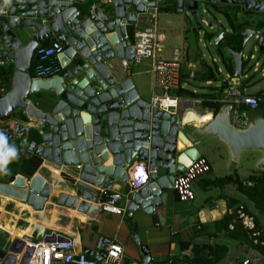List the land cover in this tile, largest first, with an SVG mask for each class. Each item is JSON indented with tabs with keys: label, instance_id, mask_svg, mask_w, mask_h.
<instances>
[{
	"label": "water",
	"instance_id": "obj_1",
	"mask_svg": "<svg viewBox=\"0 0 264 264\" xmlns=\"http://www.w3.org/2000/svg\"><path fill=\"white\" fill-rule=\"evenodd\" d=\"M7 1L11 17L0 22V60L10 66L11 79L9 91L0 97V134L6 141L20 139L22 146L27 144V151L67 171L63 174L65 182L53 185L45 184L46 179L37 172L28 183L22 177H14L12 181L0 182V194L25 202L38 212L57 189V205L90 216L101 212L96 205L101 190H110L115 182L125 181L131 164L142 161L151 171L150 182L129 196L127 219L136 211L151 215L161 205V193L170 188L174 172L200 156L192 136L182 131L186 126L219 139L233 162L242 151H262L257 172L264 170V112L238 128L229 119L230 107L224 105L199 125L194 119L186 120L195 113L178 119L152 109L138 96L129 78H119L118 72L110 71L118 67V60L131 58L130 40L124 39L128 26H134L155 0H100V5L90 3L95 0ZM86 3L84 12L77 7ZM199 4L232 5L264 13V1L175 0L178 13L187 8L195 14ZM21 25L34 30L25 46L11 31ZM228 35L226 30L217 33L212 47L217 48ZM240 37L242 47L255 37L258 50L264 51V34L260 30L247 28ZM53 40H62L66 45L57 57L61 72L50 79H33L30 68L35 47ZM241 50H226L232 56V74L237 78H242ZM200 64L211 69L204 60ZM42 92L59 96L51 112H44L29 98ZM16 110L22 111V121L8 130L3 122ZM31 129L40 135L39 142ZM159 170L164 173L159 174ZM133 236L137 239L136 234ZM26 237L14 242L8 253L0 251V262L20 252ZM103 240L98 239L95 250ZM139 249L142 261L148 264L147 247L139 245ZM22 262H26V256Z\"/></svg>",
	"mask_w": 264,
	"mask_h": 264
},
{
	"label": "built area",
	"instance_id": "obj_2",
	"mask_svg": "<svg viewBox=\"0 0 264 264\" xmlns=\"http://www.w3.org/2000/svg\"><path fill=\"white\" fill-rule=\"evenodd\" d=\"M10 6L7 0L0 1V19L11 17ZM159 6L160 1L155 0L154 5L149 7L143 17L139 18L134 25L133 41H130L131 58L120 60L125 75H129L131 64H138L143 59L148 60L150 62L148 72L152 75V93L146 102L152 109L180 119L187 113H195L198 116L206 113L214 114V112L206 110V107L212 103L227 105L230 107L229 119L231 123L238 128L245 127L249 120L248 113L257 111L261 100L248 92L242 78H237L226 71L225 75H221L216 80V86L211 88V93H209L211 96L187 95L180 92L182 89H187L183 77L184 65L193 72L195 71V64L184 61L181 51L177 48L173 49L171 58L165 59L161 56L164 43L157 33L156 24V12ZM139 23L142 25L139 26ZM124 39L129 38L125 36ZM65 48V42L62 40H53L37 45L34 49L36 63L30 69L31 77L33 79H50L57 76L61 72L57 57L64 52ZM250 58H254V56L251 55ZM211 61L213 63L215 61L220 62L218 57L216 59L211 58ZM4 62L0 60V65ZM255 66L258 67L257 62ZM221 71L218 67L217 72L221 74ZM223 80H226L225 87H223ZM206 83L210 85V81H206ZM4 93L5 87L0 85V96H3ZM208 172H210L208 162L199 156L185 166L183 170L174 172L170 188L175 191L178 200L191 201L195 197L192 182ZM150 173L151 171L145 162L134 161L131 164L127 170L131 188V192L127 194L128 197L150 182ZM28 179H25L26 183H28ZM122 196L113 187L110 190L102 189L96 205L101 209V212L120 213L117 205ZM227 213L232 216L228 225L229 230H232L235 224L239 223L248 237L252 239V245L264 247V240L261 239L262 230L256 224L255 215L244 204L234 205L227 210ZM194 229L196 232H200L202 226L197 223ZM22 241L23 245L20 252L17 253V257L21 259L26 256V262L23 264H120L124 254L123 246L120 243L108 239H104L100 243L99 249L94 251L82 249L78 252L75 249L73 239L54 231L44 233L37 239L29 236ZM101 250L102 252H100ZM90 251L92 252L90 253ZM239 263L252 264V260L244 257Z\"/></svg>",
	"mask_w": 264,
	"mask_h": 264
},
{
	"label": "crops",
	"instance_id": "obj_3",
	"mask_svg": "<svg viewBox=\"0 0 264 264\" xmlns=\"http://www.w3.org/2000/svg\"><path fill=\"white\" fill-rule=\"evenodd\" d=\"M163 1H166V0H163ZM217 6L220 7L219 5ZM158 10L156 12V17H157ZM253 15L262 16L264 15V13L254 12ZM2 20L4 19L1 18L0 22ZM156 24H157V33L161 37L164 43V48L161 51V56H163V52L166 49V45H165L166 36L158 29L157 21H156ZM138 25L141 26L142 24L139 23ZM226 31L230 32V30H226ZM133 32H134V26H128V38L131 42L133 41ZM0 33L2 34L1 29H0ZM48 42L49 41H46L45 43H48ZM175 48L181 51L184 61L191 62L192 54H191L190 49H187L188 47H186V49H184V47L183 48L174 47L170 49L169 51L171 52L168 58H171L172 51ZM35 63H36V58L33 52L32 59H31V66L32 65L34 66ZM138 64H131V66H136ZM3 67L9 68V65H7V63L4 62V64L0 65V69ZM118 68L120 69V72H118L119 78H122V79L129 78L133 85V88L135 89V86L131 80V76L125 75L126 73L124 69L122 68L119 60H118ZM148 71L149 69L146 70V72ZM196 72H197L196 67H195V71L193 72L187 69L186 65H184L183 67V77L185 80L186 88L193 90L194 92L195 90L191 89L188 81L190 80V78L192 80L196 78L195 76ZM2 82L4 83V81ZM7 82H9L7 83L9 86L10 81H7ZM209 88L211 89V86ZM135 91L138 94L136 89ZM207 93H211V92L209 91ZM138 96L140 97L139 94ZM214 96L216 95L214 94ZM218 106H219L218 110H220V108L223 105L218 104ZM206 108H207L206 110H208L209 112L212 111L214 112V114L217 113L218 111V110L217 111L215 110L212 104H209L208 107ZM262 111L264 112V109ZM262 111L259 110L255 114H259V113L262 114ZM206 114H209V113H206ZM253 116H254L253 112L248 113L249 119H251ZM188 117L190 119L195 118L194 115H191ZM206 119L208 120L209 116L207 118L202 119L201 122L202 123L206 122ZM18 140L20 139H17V141ZM11 141H14V140H11ZM26 146L27 144L25 145V148L27 149ZM200 156L206 159V161L208 162L210 166V171H211V164L208 161V159L201 154ZM66 171L67 170H65L64 167H56L53 163L44 161L41 159V164L36 172L41 174V176L44 179H46L45 184L53 185L54 183L56 184L59 182H63L65 180L64 172ZM75 174L76 173L72 172V175H75ZM16 176L24 178L21 175H16ZM239 177L242 180L245 179V178H242L240 175ZM128 179H129V176H127V179L125 181L115 182L112 186L114 189L117 190V192L123 195L121 201L117 205L118 209L120 210V213H112L109 211H102V212L97 211L91 214L90 216H85L79 212L78 214L72 213V210L74 209L67 208L64 205L62 206L57 205L58 194H54L48 197L45 201L43 210L37 212L33 210L32 207L27 205V203L25 202L18 201L9 196H4L0 194V251L8 253L10 247L14 244V242L22 239L23 237H26L27 235H29L33 239H37V238H40L42 234L51 233L52 231L58 232L65 237H67L69 234L70 236L68 237L74 240L75 249L78 252L82 249H91L94 251L99 238L108 239V240H116L118 243H120L123 246V244L119 240L120 237L113 230V226L115 223H117L116 229L120 230L122 226L124 225V223L120 224V222L121 221L124 222L128 215L127 207L129 205V197L127 194L131 192ZM0 182H7V178L2 174H0ZM206 183H203L202 185L203 190L207 191V190L212 189L214 192V194L211 197H209V199L211 200L205 203L206 206H203V204L202 206L201 204H198L195 206L193 204L196 199L195 192H194L195 193L194 199L191 201H185V202L178 200L175 191L171 188L161 193V205L155 208L153 214L149 215L153 219L154 225L157 224L155 226L159 228V231H156L154 234H152L151 232L147 233L145 231L143 233V236L145 239V245L146 246L147 245H150V246L151 245H154V246L162 245L163 242L166 241V237L164 234L165 231L169 232L171 237H177V238H176V241H169L167 248H166L167 251H164V252L157 250V248H154V250H152L151 252L150 248L147 247L148 255L150 257L149 264H154L155 262H164L166 260H169L170 258L176 259L178 261V264H182L181 263L182 257L190 256L191 247H192L193 242L203 240V238L206 237V235H202L200 237L198 236L199 232L195 231L194 229L195 225L197 223L200 224L202 226L201 231L205 230V227L207 230L208 226H210L209 232L211 235V233L213 232V229L211 227L212 223L221 219L223 215L227 213V210L229 209L228 208L229 203L233 204V206L238 203L244 204L246 208L255 215L257 225L260 227V229L264 233V212L257 211L253 202L248 200L244 194H241L231 185L225 186L224 188H213V187H209V185H207ZM215 191L217 192L219 191L220 193L216 194ZM140 214L141 216L146 217L142 213ZM134 215L135 214L132 213V216L129 220L132 221ZM50 221H52V223ZM91 222L99 223V226L96 227L95 236L94 237L92 236V239L94 240L92 242L93 245H89V243L91 242L87 241L86 239H83L82 236L80 235V230L88 227ZM134 224L137 225V222H134ZM207 239L210 243H213L215 241V238L212 235L211 236L207 235ZM224 239L225 238H223V235L219 234L218 241L220 240L222 241ZM227 247H228L227 255L223 259V261H226L225 264H234L236 262L238 263L244 257L250 258L252 260V264H264V254L256 250L253 246H249L247 243L244 244V243L235 241L233 245H231L230 247L227 245ZM123 249H124V254H123L122 262L123 260H128L125 258L126 255H125L124 246H123ZM161 255H164V256H161ZM129 263L130 264H145L142 261V259H140V261L130 260ZM0 264H23V262H22V258L21 259L18 258L17 253H16V254H12L11 256H9L6 260L0 262Z\"/></svg>",
	"mask_w": 264,
	"mask_h": 264
},
{
	"label": "rangeland",
	"instance_id": "obj_4",
	"mask_svg": "<svg viewBox=\"0 0 264 264\" xmlns=\"http://www.w3.org/2000/svg\"><path fill=\"white\" fill-rule=\"evenodd\" d=\"M3 1V0H0ZM97 3L100 5V0H95L90 2ZM86 4H79L77 7L80 8L83 12L86 8ZM221 7V5H219ZM221 8L227 9L231 14L236 13L237 19H243L250 21V19H254V17H258L259 15H253V13H245L241 10H238L234 7L223 6ZM203 20H207L212 24V27H209L204 23ZM156 21L158 23V29L166 36V49L163 52V58L167 59L171 51L170 49L174 47H181L186 49L188 46L192 58L191 62L195 64L197 68L196 78L188 81L191 89H194L196 93L204 94L216 86V80L220 78V76L225 75V69L220 62H212L211 58L216 59L217 54L215 48L212 47V41L216 34L222 30H229L228 25L224 17L221 13L214 10L211 5H203L199 4L196 9L195 14H191L187 8H183L180 13L177 12L175 0H166L162 1L159 6V10L157 13ZM11 31L17 37V39L22 43L23 46L27 45L31 40L34 30L28 26L21 25L18 27H12ZM206 34L214 35L211 40H207ZM3 47V43L1 41V33H0V48ZM189 52V50H188ZM242 55L243 60L247 61V64L244 65V72L249 71L247 76H251L250 82L247 86L248 92H255L264 88V51L260 52L258 50V46L256 44L255 37H251L247 40L245 45L242 47ZM250 54L254 56V58L247 59ZM191 56V55H190ZM200 56V58H198ZM204 60L209 67L212 69L213 78L210 79V85L206 83L202 79V68L199 65V61ZM258 63V67L255 66V63ZM118 63V62H117ZM72 66H70L71 68ZM220 68L221 74L217 72V68ZM150 69V64L145 59L136 66H131L129 68V75L131 76V80L135 86L140 97L144 100H148L152 93V75L150 72H146V70ZM111 72H120V69L117 67L115 69H110ZM82 75L79 76L81 78ZM158 93L157 90H155ZM31 102L42 109L44 112H51L54 105L58 102L59 96L49 93H39V94H31L29 96ZM253 115H261L255 114ZM22 111H14L12 115L9 116V119L4 121L3 124L6 129L12 130L14 124L21 123ZM182 131L185 134H189L192 136L195 141V147L198 149L199 153L206 157L211 164V171L207 174L201 176L197 180L192 182L193 191L196 193V199L194 201V205L203 204L211 200V197L214 192L212 189L203 190V183L208 182L210 179L223 177L225 175L232 174L233 172H237L242 178L247 179L250 175L256 173L257 170V161L262 156V151L257 150H248L242 151L239 155L237 161L233 162L232 157L229 155L230 152L226 145L219 141L212 134H201L196 129L186 126L182 128ZM35 133L36 140L38 142L41 140L40 135L34 130L31 129V134ZM164 173L162 170H159V174ZM211 187V186H209ZM216 194L220 193L219 191H215ZM141 211L134 212V216L132 221L125 219V221H121L120 224L124 223V228L116 229L117 223L114 224L113 230L120 237L119 240L125 247V258L130 260L140 261L142 259V253L139 249V245H145V239L143 233L146 231L147 233L151 232L154 234L156 231H159L154 223L153 219L148 215L146 217L141 216ZM144 215V214H143ZM137 222V225L134 224ZM127 225V226H125ZM99 226L98 222H91L90 225L84 229L80 230V235L83 239L91 242L89 245H93L92 236H95L96 227ZM137 228V229H136ZM163 228V226H162ZM128 232V234H127ZM124 234V235H123ZM137 235V239L133 236ZM166 241L163 242L162 245H147L151 252L154 248L160 250L162 252L167 251V245L169 241H176L177 237H171L169 232H164ZM219 236V235H218ZM225 238V237H223ZM221 241V240H220ZM225 245L229 247L234 244L235 241L230 239H224L221 241ZM164 256V255H161ZM161 258V257H160ZM164 258V257H163ZM222 262V261H221ZM220 262V263H221ZM226 261H223L221 264H225Z\"/></svg>",
	"mask_w": 264,
	"mask_h": 264
},
{
	"label": "trees",
	"instance_id": "obj_5",
	"mask_svg": "<svg viewBox=\"0 0 264 264\" xmlns=\"http://www.w3.org/2000/svg\"><path fill=\"white\" fill-rule=\"evenodd\" d=\"M229 7H234L232 5H224ZM215 11L222 14L224 19L227 22L228 28L230 30L229 35L219 43L218 47L215 48L217 56L220 58V62L222 63L225 71L232 74L233 73V64H232V56L226 51L228 49H232L233 51H240L242 49V37H240V33L247 28L260 30L264 34V15L255 17L254 19H250V21L237 19V14H231L227 9L221 8L218 6H214ZM238 10H241L245 13H254L248 12L242 9L241 7H234ZM207 40H211L214 35L206 34ZM188 47V46H187ZM189 49V47L187 48ZM200 58V56H198ZM247 64V61H242V82L247 87L251 76H246L247 72H244V65ZM199 65L202 68V79L204 81H209L212 75V69L208 70L203 67L200 63ZM188 76V75H187ZM186 76V77H187ZM196 76V75H195ZM246 76V77H244ZM11 79V68L3 67L0 69V85L5 87V93H7L10 89V85L8 86L7 81ZM4 81V83L2 82ZM183 94L187 95H202V96H211L209 93L199 94L194 93L192 90L182 89L180 91ZM4 93V94H5ZM253 96L260 98V103L257 111H262L264 109V88L260 89L256 92H249ZM212 106L217 111L219 106L216 103H212ZM215 111V112H216ZM263 113V111H262ZM8 145H14L17 148V158L8 162L6 165H0V174L4 175L7 178V181H12L16 175H21L25 179L32 177L41 164V159L31 152L27 151L25 146L20 144V140L8 141ZM6 168L7 171L3 169ZM207 185L213 188H224L225 186H233L237 191L241 194H244L248 200L253 202L255 208L259 212H264V170L256 172L250 175L247 179L242 180L237 172H233L232 174L225 175L223 177L214 178L208 180ZM248 184V185H247ZM233 204H228V208H232ZM232 220V216L229 213H225L223 217L214 223H212L211 227L213 232L211 235L215 238L213 243H210L207 239V235H210V226H208L207 230L199 232V237L202 235H206L203 240L193 242L191 247L190 256H183L181 259L182 264H219L227 255L228 247L221 241H218V235L222 234L226 239H230L232 241H238L240 243H247L249 246H253L256 250L264 254V247L252 245V239L248 237L246 231H244L239 223H236L232 230L228 229V225ZM256 220V218H255ZM257 224V222H256ZM209 238V237H208ZM261 239L264 240V233L261 232ZM116 264V263H114ZM120 264H130L128 260H123ZM154 264H178L176 259H169L164 262H155ZM234 264H240L239 262Z\"/></svg>",
	"mask_w": 264,
	"mask_h": 264
},
{
	"label": "clouds",
	"instance_id": "obj_6",
	"mask_svg": "<svg viewBox=\"0 0 264 264\" xmlns=\"http://www.w3.org/2000/svg\"><path fill=\"white\" fill-rule=\"evenodd\" d=\"M263 45H264V41H263ZM251 55L252 54H250V56ZM250 56L247 59H249ZM17 155H18L17 148L14 145H8L3 134H0V165H6L8 162H11L12 160L16 159ZM3 170L7 171L6 168H4Z\"/></svg>",
	"mask_w": 264,
	"mask_h": 264
},
{
	"label": "bare ground",
	"instance_id": "obj_7",
	"mask_svg": "<svg viewBox=\"0 0 264 264\" xmlns=\"http://www.w3.org/2000/svg\"><path fill=\"white\" fill-rule=\"evenodd\" d=\"M208 115H210V114H204V115H201V116H198V115L195 114L194 115V117H195L194 120L196 121V124L200 125L202 123L201 120L204 119V118H207ZM189 119H190L189 117L186 118V120H189ZM206 121H207V119H206ZM54 194H58V190L57 189H54L52 191L51 195H54ZM69 210H71V209H69ZM72 213H77L78 214V212L75 209L72 210ZM50 222L52 223V221H50Z\"/></svg>",
	"mask_w": 264,
	"mask_h": 264
},
{
	"label": "flooded vegetation",
	"instance_id": "obj_8",
	"mask_svg": "<svg viewBox=\"0 0 264 264\" xmlns=\"http://www.w3.org/2000/svg\"><path fill=\"white\" fill-rule=\"evenodd\" d=\"M15 177H17V176H15Z\"/></svg>",
	"mask_w": 264,
	"mask_h": 264
}]
</instances>
